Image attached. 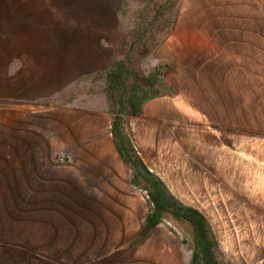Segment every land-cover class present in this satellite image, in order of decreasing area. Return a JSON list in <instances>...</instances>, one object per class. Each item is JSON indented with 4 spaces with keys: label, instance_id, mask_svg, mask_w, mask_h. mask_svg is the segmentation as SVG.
<instances>
[{
    "label": "crops",
    "instance_id": "1",
    "mask_svg": "<svg viewBox=\"0 0 264 264\" xmlns=\"http://www.w3.org/2000/svg\"><path fill=\"white\" fill-rule=\"evenodd\" d=\"M149 1L0 0V158L13 144L20 178L47 196L18 209L16 234L29 233L30 246L8 242L0 219V252L18 251L34 264H190L164 222L146 230L151 206L131 177L122 183L131 170L112 139L103 94L104 75ZM245 1L179 0L168 34L146 60L150 69L168 68L166 92L139 116L124 117L122 128L158 178H213L225 155L229 161L224 121L197 83L220 51L251 47L252 27L262 50L264 0H250L251 25L232 7Z\"/></svg>",
    "mask_w": 264,
    "mask_h": 264
},
{
    "label": "rangeland",
    "instance_id": "2",
    "mask_svg": "<svg viewBox=\"0 0 264 264\" xmlns=\"http://www.w3.org/2000/svg\"><path fill=\"white\" fill-rule=\"evenodd\" d=\"M232 7L246 13L241 18L250 21L251 25L254 6L250 0L233 3ZM165 24L166 20L161 19L151 28V33L164 29ZM253 30L252 27L248 36L252 42L250 48L237 45L231 50L220 51L223 57L216 59L214 66L201 68L197 83L198 93L214 103L216 112L224 121L225 138L230 136L229 161L225 155V163L212 172L213 178L192 175L158 178L153 174L162 182L169 196L183 205L196 208L205 217L218 264H264V36L260 50L258 45H254ZM136 68L141 72L150 70L146 61L136 60ZM219 124L222 127V121ZM10 136L8 133L7 145L13 143ZM2 151L4 148H0V154ZM6 152L5 161L0 158V219H7L2 230L8 231V242L15 237L30 246L29 233L16 234L21 228L15 222L16 218H21L18 209L22 204L46 201L47 196L32 193L28 188L30 180L20 178L13 144L7 146ZM211 166L212 163L209 168ZM131 175L132 172L128 171L122 180L123 185H130ZM162 222L183 241L186 255L190 258L191 228L168 216ZM17 254L18 251L0 252V263L5 264V258L6 264H34L27 256Z\"/></svg>",
    "mask_w": 264,
    "mask_h": 264
},
{
    "label": "trees",
    "instance_id": "3",
    "mask_svg": "<svg viewBox=\"0 0 264 264\" xmlns=\"http://www.w3.org/2000/svg\"><path fill=\"white\" fill-rule=\"evenodd\" d=\"M178 3L179 0H150L138 11L122 58L116 60L104 75L103 94L107 111L112 115V139L132 172L130 183L146 193L151 206L146 230L162 223L167 216L185 223L193 234L190 264H218L205 217L169 196L162 182L146 169L123 135V118L139 116L146 102L165 93L163 72L166 67L157 66L141 72L136 68V60L145 62L168 34ZM161 19L166 20L164 29L155 31L157 35L151 33V28Z\"/></svg>",
    "mask_w": 264,
    "mask_h": 264
},
{
    "label": "built area",
    "instance_id": "4",
    "mask_svg": "<svg viewBox=\"0 0 264 264\" xmlns=\"http://www.w3.org/2000/svg\"><path fill=\"white\" fill-rule=\"evenodd\" d=\"M144 195L146 196V193H144ZM146 198H147V196H146Z\"/></svg>",
    "mask_w": 264,
    "mask_h": 264
}]
</instances>
